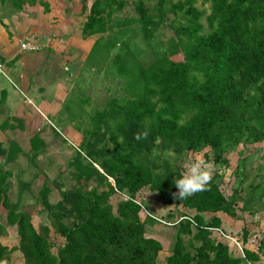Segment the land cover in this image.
<instances>
[{
    "label": "trees",
    "instance_id": "16d2710c",
    "mask_svg": "<svg viewBox=\"0 0 264 264\" xmlns=\"http://www.w3.org/2000/svg\"><path fill=\"white\" fill-rule=\"evenodd\" d=\"M80 2L82 36H96L91 50L109 53L118 46L112 64L129 96L110 98L92 115L69 161L74 184L57 187L56 202L49 199L48 182L38 189L40 210L50 222L40 230L20 206L29 183L20 179L12 199V171L0 166V218L15 226L18 236L12 246L0 239V264H10L14 251L24 264H160L163 244L146 234V225L156 218L140 214L144 205L138 195L146 187L164 204L188 210L170 223L175 238L165 264L259 261L264 238L256 250L249 249V232L243 229L242 252L236 255L213 230L226 237L220 214L236 218L238 211L255 213L254 205L264 206V184L250 185L244 196L240 187L226 195L222 172H214L207 190L179 199L173 196L178 189L172 180L183 171L177 161L182 156L208 148L206 161L227 165L228 150L264 140V0H155L152 5L136 0L132 19L115 17L126 0ZM163 26L172 34L158 41ZM138 34L150 51L146 62L131 47ZM0 94L1 107L6 94ZM30 142L35 158L41 140L35 135ZM19 151L13 140L7 147L0 142L7 164ZM115 194L121 196L116 207L111 202ZM4 231L0 220V234ZM52 231L64 239L56 252L51 250Z\"/></svg>",
    "mask_w": 264,
    "mask_h": 264
},
{
    "label": "rangeland",
    "instance_id": "374dc122",
    "mask_svg": "<svg viewBox=\"0 0 264 264\" xmlns=\"http://www.w3.org/2000/svg\"><path fill=\"white\" fill-rule=\"evenodd\" d=\"M2 1L0 26L18 47V38L29 34L32 30L30 27L21 28L22 23L29 18L33 19L37 10L34 5H26V2L32 0L24 2V9L19 0ZM51 1L56 3V0ZM126 1L127 5L122 11L117 12L115 17L132 19L137 15L134 8L136 0ZM145 1L149 5L155 2V0ZM61 10L62 8L60 12ZM81 10L80 0H69V10L63 17V21L67 24L68 37L62 36L59 27L56 29L59 33L56 32L52 36L56 41L62 38L58 42L64 45L71 43L70 49H64L65 51H61L60 55L57 49L54 53L44 48L45 46L40 50L22 51L25 61L31 55H42L48 56L49 62L56 66L42 67L44 64L41 60L37 62L36 67L27 68L19 65L2 67L0 64V93L3 90L6 94L4 106L0 107V142L3 147H7L9 141L13 140L20 147L15 161L9 164L0 156V166L12 171L10 178L12 199L17 198L20 179L29 183V187L22 193L20 206L31 213L32 222L38 230L41 225L50 223L46 212L40 210L41 206L37 199L38 189L42 183L50 184L49 199L51 202H56L60 198L57 187L70 188L74 184L69 161L75 154V149L85 131L91 127L92 115L102 110L110 98L129 96L125 89L124 77L117 73L112 64L118 46L109 53L91 50L96 36L91 38L82 36L81 27L85 15ZM6 17L12 21V24L17 22L18 25L12 28L11 24L6 23ZM171 34L172 30L163 26L157 32L156 39L165 41ZM131 47L139 50L142 62L149 59L150 51L141 34L133 38ZM179 58V55L173 57L175 60ZM30 63L33 65L34 62L30 61ZM35 135L40 138L41 143L37 156L32 158L31 153L34 151L30 140ZM204 151L209 150L206 148L196 153L203 156ZM192 154L177 159L183 171L186 160ZM225 156L228 158L227 165H215L212 161H207L211 166V175L214 172H222L220 186L226 195H229L233 188L240 187L244 196L249 194L250 185L264 184V140L253 144H240L237 148L228 150ZM120 198L118 194L111 197L114 207ZM138 200L144 205L140 213L141 217L150 213L156 218L154 224L146 225V234L162 242L163 249L159 252L158 262L165 264V258L170 253L175 238V229L170 223L182 210H188L179 205L164 204L158 195L147 187L139 191ZM253 209L258 210L255 213L238 211L239 216L236 218L220 214L221 228L227 238L221 237L218 229L213 230V235L225 241L227 239L231 252L236 255L242 252L243 229L249 232L245 243V247L249 249L256 250L260 240L264 238V206L254 205ZM0 211L3 210L0 208ZM210 216L211 214H205L207 219ZM0 220L5 226V231L0 234L1 241L8 246L16 245L18 243L16 227L6 225L1 218ZM187 238L188 236L185 235V241ZM49 239L53 252H56L57 247L64 241L53 231L50 232ZM263 259L264 256L261 255V259L254 264H264ZM10 264H24L19 251L12 253Z\"/></svg>",
    "mask_w": 264,
    "mask_h": 264
},
{
    "label": "crops",
    "instance_id": "0c3cea01",
    "mask_svg": "<svg viewBox=\"0 0 264 264\" xmlns=\"http://www.w3.org/2000/svg\"><path fill=\"white\" fill-rule=\"evenodd\" d=\"M0 2L2 3L3 1L0 0ZM26 5H34L33 7L36 8L37 13L33 19L29 18L24 21V23L21 25V28L30 27L32 30L29 34H24L21 36V38H18L17 42L19 45L17 47L16 42H14L12 38L8 37L4 28L0 26V64L2 67H18L19 65V67L27 68L36 67V64H38L37 62L41 60L44 64L42 67H53V65L56 66V64L49 62L48 56L43 57L42 55H31L27 61H25L26 58L22 55L24 54L22 52L24 50L20 47V41L25 37L33 36L40 47L37 50L46 48L49 49V51L52 50L55 53L57 49L59 55L61 54V51H65L64 49H70L72 46L71 43L64 45L58 42L61 41L62 38L61 40L57 39V41L56 38H52L56 32L59 33L56 31L58 27L62 30V36L68 37L67 24L63 21V17L66 15V11L69 10V0H56V3L51 0H32V2H26ZM24 6L25 3L23 4V9ZM60 8H62L61 12ZM14 14L17 15V12L14 11ZM5 21L7 24H11L12 28H14L15 25H18L17 22L12 24V21H10L8 17L5 18ZM0 25H2V23H0ZM43 46L45 47L43 48ZM52 56L54 55L52 54ZM30 61L34 62L33 65L30 63Z\"/></svg>",
    "mask_w": 264,
    "mask_h": 264
},
{
    "label": "clouds",
    "instance_id": "9594fccd",
    "mask_svg": "<svg viewBox=\"0 0 264 264\" xmlns=\"http://www.w3.org/2000/svg\"><path fill=\"white\" fill-rule=\"evenodd\" d=\"M146 135V133H145ZM139 139V137H137ZM210 164L199 153H193L185 162L184 171L172 183L178 189L174 198L184 199L195 192L207 190L211 180Z\"/></svg>",
    "mask_w": 264,
    "mask_h": 264
},
{
    "label": "built area",
    "instance_id": "2783aa9c",
    "mask_svg": "<svg viewBox=\"0 0 264 264\" xmlns=\"http://www.w3.org/2000/svg\"><path fill=\"white\" fill-rule=\"evenodd\" d=\"M20 47L23 50H37L39 49V45L33 36L25 37L20 41ZM1 69V67H0ZM226 236V235H225Z\"/></svg>",
    "mask_w": 264,
    "mask_h": 264
}]
</instances>
